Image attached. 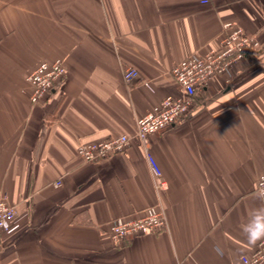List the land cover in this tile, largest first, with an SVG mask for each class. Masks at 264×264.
<instances>
[{"label":"crops","instance_id":"obj_1","mask_svg":"<svg viewBox=\"0 0 264 264\" xmlns=\"http://www.w3.org/2000/svg\"><path fill=\"white\" fill-rule=\"evenodd\" d=\"M233 24L257 50L213 77L190 117L151 135L167 189L157 191L137 121L178 96L172 69L220 48ZM65 62L38 105L29 75ZM135 68L153 88L128 87ZM127 135L99 163L82 145ZM264 0H0V194L16 207L0 264H234L255 251L244 231L264 215ZM61 182L58 188L55 183ZM163 208L168 228L113 243L107 223ZM256 210H260L257 212Z\"/></svg>","mask_w":264,"mask_h":264},{"label":"built area","instance_id":"obj_2","mask_svg":"<svg viewBox=\"0 0 264 264\" xmlns=\"http://www.w3.org/2000/svg\"><path fill=\"white\" fill-rule=\"evenodd\" d=\"M201 5H210L212 0H198ZM260 43L256 37L243 29L229 23L224 25L220 48L205 55L193 54L176 65L172 77L178 96H169L154 107L150 113L137 121L136 138L142 143L153 176L157 191L167 189V183L162 172L150 153L151 135L163 132L191 116L194 108V98L203 91L210 80L216 76L232 77L233 66L244 60L250 50H257ZM65 62L58 59L52 63L42 62L27 78L31 89L30 101L33 105L44 102L56 85L62 83L65 77ZM125 84L135 86L138 82L153 91L150 82L143 81L142 75L133 67L123 72ZM132 138L127 135L111 138L102 143L82 145L77 151L78 158L84 163H99L113 155L126 151ZM61 182L55 183L58 188ZM257 192L264 196V176L258 179ZM17 218L16 207L5 194H0V242L13 230ZM168 228V218L165 210L159 206L146 208L140 215L119 217L107 223L110 240L119 244L141 236L160 233ZM234 264H264V239L250 256H244L239 263Z\"/></svg>","mask_w":264,"mask_h":264},{"label":"clouds","instance_id":"obj_3","mask_svg":"<svg viewBox=\"0 0 264 264\" xmlns=\"http://www.w3.org/2000/svg\"><path fill=\"white\" fill-rule=\"evenodd\" d=\"M260 212V210H256ZM250 244H255L264 238V215L255 216L244 229Z\"/></svg>","mask_w":264,"mask_h":264}]
</instances>
